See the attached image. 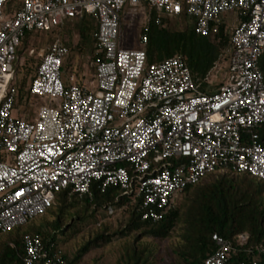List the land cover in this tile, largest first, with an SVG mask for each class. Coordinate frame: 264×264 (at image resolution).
Returning <instances> with one entry per match:
<instances>
[{"label":"built area","instance_id":"obj_1","mask_svg":"<svg viewBox=\"0 0 264 264\" xmlns=\"http://www.w3.org/2000/svg\"><path fill=\"white\" fill-rule=\"evenodd\" d=\"M10 2L0 0V235L43 216L61 192L91 202L93 188H114L122 204L107 205L105 218L132 209L141 222L157 223L186 189L217 171L231 169L264 183V144L257 133L264 125L258 67L264 0H19L6 13ZM126 7L153 10L157 23L187 18L195 35L212 41L223 27L227 63L218 90L201 92L180 57L146 64L144 33L140 49L122 48ZM83 17L95 22V56H101L93 62L92 83L78 85L74 77L61 82L68 49L56 36L34 57L28 88L30 100L48 105L35 107L32 120L16 116L14 64L24 33H56ZM26 55L33 57V48ZM210 238L214 252L201 264H264L233 262L240 249L264 255L261 247H246V234L234 241ZM22 246L21 264H65L59 246H45L37 235H24Z\"/></svg>","mask_w":264,"mask_h":264},{"label":"trees","instance_id":"obj_2","mask_svg":"<svg viewBox=\"0 0 264 264\" xmlns=\"http://www.w3.org/2000/svg\"><path fill=\"white\" fill-rule=\"evenodd\" d=\"M83 18H81L82 25L78 29L81 48L88 42V38H91L93 30L91 24L83 22ZM156 19V13L148 10L146 31H141L147 37L144 47L146 64L158 63L175 56L180 57L184 60L192 77L200 80L201 92L209 94L217 91L219 86H210L204 82V79L215 68L222 57L223 50L228 45V37L224 35L223 27L212 41L195 35L191 27L183 31H171L165 27L166 19H160L158 23ZM98 57L101 56H93L92 61L94 62ZM29 62L32 64L30 67L32 76L29 78L31 80L35 74L37 61L29 60ZM258 67L264 83V51L258 61ZM26 85L25 79L16 84L14 108L23 102L26 104L29 99ZM257 133L260 142L264 144V125L257 129ZM217 174H220L219 177L213 178ZM206 178L211 179L203 182ZM92 193L93 199L89 202L87 199L76 200L69 197L67 192H61L55 196L54 205L39 217L48 215L51 221L42 220L39 225L27 226L21 233L22 227L5 234L9 240L7 239V243L0 244V264H21L24 235L39 236L45 246L51 243L60 246L64 243L77 231L72 225L64 223L66 219H73L70 211L74 209L75 203L83 204L85 212L89 211V217L102 211L107 205L114 204L118 208L122 204L123 198L117 189L109 188L104 193H98L93 188ZM183 194H185L183 202L176 203L175 207L157 223L141 222L131 209L127 212L128 218L123 228L115 235L127 237L138 234L136 242L143 239L159 242L167 239L178 227L181 246L177 254L184 264H201L206 257L213 254L214 247L210 238L212 234L231 241H234L238 234H246L248 237L246 247L264 249V183L226 169L205 176L197 185L186 189ZM115 198L119 199L117 203H114ZM77 219L82 222L81 218ZM98 222L100 220H96L94 224ZM57 236L60 237L59 241ZM108 237L104 234L96 236L95 242L108 243ZM90 245L92 244L84 245L73 262H68L63 254L65 264H73L88 251ZM145 252V249L139 252L133 249L129 264H145L146 261L142 259ZM251 259L264 263V255L247 254L243 249H240L233 257V262H247Z\"/></svg>","mask_w":264,"mask_h":264},{"label":"rangeland","instance_id":"obj_3","mask_svg":"<svg viewBox=\"0 0 264 264\" xmlns=\"http://www.w3.org/2000/svg\"><path fill=\"white\" fill-rule=\"evenodd\" d=\"M18 3L19 0H11L6 7V13H11V11L17 7ZM147 16L148 9L144 7H126L123 10L120 16L119 26L120 46L122 48L127 50H138L141 48L139 38L147 21ZM227 19L229 24H231L233 16L229 15ZM83 22L91 24L93 30L91 38H88V42L83 45L82 48L78 35V29L82 25L81 19L66 23L59 31L52 34L45 32H25L23 38L20 40L19 48L16 51V57L18 59L14 64V78L16 84H18L20 80L25 79L27 89L29 88L31 82L29 78L32 76L30 68L32 64L29 60H36L34 57L36 58L39 54L43 53L51 41L57 36L68 49V54L63 59L60 74L61 82L65 84L68 82L69 78L74 77L78 85L89 86L93 81L94 73L92 57L95 56L96 53L93 41L95 22L89 17H84ZM164 22L165 27L171 31H183L186 28H190L192 24L189 19L184 17L166 19ZM30 48L34 50L33 57H27L26 55V52ZM226 63V54L222 53V57L215 68L207 75L206 82L208 85H221L224 79ZM202 86L203 85H201V87ZM42 103L48 105L45 99H28L26 104L23 102L15 108V115L19 117L26 115L29 120H32L33 117H35V107ZM219 175L217 174L213 178H218ZM209 179L211 178H206L203 182ZM184 197L185 194L181 195L177 200V204H181ZM74 205V209L70 211L73 219H66L64 223L72 225L77 231L59 246L68 262H73L76 259L78 251L87 243H91L92 245H90L88 251L81 255L73 264H129L131 263L130 259L133 249H135L136 252L144 249L146 250L142 258L146 261L145 264H184L177 254L179 246H181L178 227H176L164 241L154 242L143 239L136 242L135 239L138 234H132L127 237L115 235L120 232L128 218L126 212H118L114 217L105 218L104 211H100L89 217V211L85 212L83 204L75 203ZM77 218H81L82 222ZM42 220L51 221V217L47 215L43 218L33 220L22 227L20 233L25 231L27 226L39 225ZM96 220H100L99 227L94 224ZM103 234L109 236V242H95V237ZM59 238L60 237L57 236V241H59ZM7 239V235H0V244L7 243ZM9 243H11V241H9Z\"/></svg>","mask_w":264,"mask_h":264}]
</instances>
